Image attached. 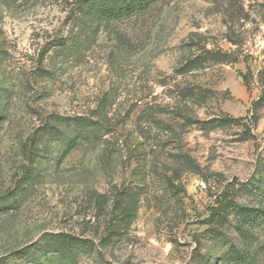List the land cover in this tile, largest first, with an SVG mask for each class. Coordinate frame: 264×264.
I'll list each match as a JSON object with an SVG mask.
<instances>
[{
  "label": "rangeland",
  "instance_id": "obj_1",
  "mask_svg": "<svg viewBox=\"0 0 264 264\" xmlns=\"http://www.w3.org/2000/svg\"><path fill=\"white\" fill-rule=\"evenodd\" d=\"M107 4L0 0V264H264V0Z\"/></svg>",
  "mask_w": 264,
  "mask_h": 264
},
{
  "label": "trees",
  "instance_id": "obj_2",
  "mask_svg": "<svg viewBox=\"0 0 264 264\" xmlns=\"http://www.w3.org/2000/svg\"><path fill=\"white\" fill-rule=\"evenodd\" d=\"M155 0H110L111 4L108 7L104 5L103 8H107L106 14L115 18L131 15L137 11H143L147 9L150 4ZM74 139L68 144L66 149H64L62 156L68 153L69 148L74 144Z\"/></svg>",
  "mask_w": 264,
  "mask_h": 264
}]
</instances>
